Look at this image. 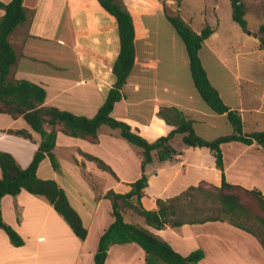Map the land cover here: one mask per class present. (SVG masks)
<instances>
[{
	"label": "crops",
	"instance_id": "1",
	"mask_svg": "<svg viewBox=\"0 0 264 264\" xmlns=\"http://www.w3.org/2000/svg\"><path fill=\"white\" fill-rule=\"evenodd\" d=\"M124 3L134 21L136 57L123 98L111 115L150 142L174 128L158 115L162 106L182 110L206 140L232 134L228 116L214 112L198 92L186 45L167 18L164 3ZM222 4L213 3L211 11L202 9L201 19L194 13L184 15L183 6L179 13L197 33L207 26L213 29L199 51L208 78L225 104L241 114L244 134L263 131L264 42L253 29L245 32L233 19L231 1L232 20L222 21ZM24 5L28 20L10 36L19 55L12 77L43 86L48 106L94 117L116 81L113 65L120 52L116 17L99 0H24ZM4 12L0 8V17ZM24 128L31 131L33 140L8 132ZM182 139L183 134H177L173 140L179 150L173 159L161 162L155 155L145 168L148 186L141 201L148 210L158 209V198L176 196L191 185L222 183L213 152L207 147L187 146ZM40 140L22 117L0 113V150L10 152L22 167L31 163ZM221 147L227 181L264 194V147L256 141L246 144L237 140ZM54 152L59 171L46 157L37 174L56 180L65 190L88 229L87 238L81 240L44 197L26 190L5 195L3 217L25 243L13 245L0 229V264H95L99 239L114 221L112 203L105 194L109 190L130 191V184L143 174L141 148L108 125L101 126L95 143L59 132ZM87 155L103 160L115 175ZM124 216L139 217L132 211ZM144 224L185 256L202 249L205 256L197 264H264V248L258 239L226 221L161 230ZM105 264H146L145 251L137 243L115 244Z\"/></svg>",
	"mask_w": 264,
	"mask_h": 264
},
{
	"label": "trees",
	"instance_id": "2",
	"mask_svg": "<svg viewBox=\"0 0 264 264\" xmlns=\"http://www.w3.org/2000/svg\"><path fill=\"white\" fill-rule=\"evenodd\" d=\"M100 4L116 17L120 37V52L113 65L116 81L109 90L105 102L97 114L92 117L76 115L45 104L47 93L43 86L27 79L12 77V69L19 55L13 47L10 36L28 20L24 0L0 2L4 14L0 17V113L17 119L22 117L29 127L41 136L39 147L31 163L22 167L17 159L7 151L0 150V229H3L15 246L25 243L21 234L8 224L2 214V198L5 195H18L23 190L44 197L69 224L73 232L85 240L88 229L81 216L71 205L65 190L54 179H42L37 170L40 163L50 158L53 167L58 170L59 162L54 149L59 132L71 137L97 142L99 129L108 125L118 129L123 138L141 148L143 174L131 183V190L118 193L109 190L105 197L112 203L114 221L101 235L94 256L95 264H105L109 249L115 244L137 243L145 251L146 264H197L204 258L202 249L183 255L176 251L166 240L162 239L148 227L126 221L124 213L132 211L141 217L147 226L157 230L168 226L182 227L185 224H202L209 221H226L252 234L264 248V194L257 188H246L227 181L221 145L230 141H242L251 144L254 141L264 147V130L248 134L243 132V120L238 111L228 107L217 89L211 84L200 59L199 51L213 29L205 27L197 33L178 12L171 13L165 5L166 16L176 32L184 41L194 83L198 92L208 106L218 114H226L234 132L209 141L198 135L194 122L182 110L175 106H162L158 115L174 128L167 136H161L150 142L129 124L111 115L114 106L123 98V87L130 76L135 63V27L133 17L124 4V0H99ZM232 17L245 32L249 31L246 19L247 5L244 0H231ZM258 36L264 41V25L260 26ZM262 33V34H261ZM10 134L33 140L28 129H9ZM177 134H183V144L191 147H207L215 158L216 165L222 172L220 186L208 182L191 185L180 194L163 199L158 198L157 210H148L142 204L148 176L145 168L152 163L154 156L161 162L173 159L178 153L173 146ZM100 168L115 175L103 160L87 155Z\"/></svg>",
	"mask_w": 264,
	"mask_h": 264
},
{
	"label": "rangeland",
	"instance_id": "3",
	"mask_svg": "<svg viewBox=\"0 0 264 264\" xmlns=\"http://www.w3.org/2000/svg\"><path fill=\"white\" fill-rule=\"evenodd\" d=\"M169 8V12L176 13L179 11V6H183L182 13L188 15V13H194L198 15V19H201L200 11L205 8V10H212L213 3L222 4L223 13L221 14L222 21H231V0H161ZM247 5V15L246 19L249 23L250 32L252 29L255 33L260 34V26L264 25V0H244ZM125 4V3H124ZM227 9V10H225ZM262 34V33H261ZM264 35V33L262 34ZM250 126L246 127L247 131H250ZM264 130L263 128H261ZM59 171V170H58ZM155 186V185H154ZM154 190V189H153ZM127 221H133L135 223L144 224L143 219L135 217L132 220L129 216H126Z\"/></svg>",
	"mask_w": 264,
	"mask_h": 264
},
{
	"label": "water",
	"instance_id": "4",
	"mask_svg": "<svg viewBox=\"0 0 264 264\" xmlns=\"http://www.w3.org/2000/svg\"><path fill=\"white\" fill-rule=\"evenodd\" d=\"M264 42V41H263Z\"/></svg>",
	"mask_w": 264,
	"mask_h": 264
}]
</instances>
